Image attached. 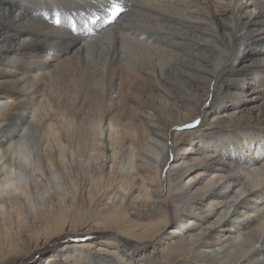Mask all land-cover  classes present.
I'll use <instances>...</instances> for the list:
<instances>
[{"label": "bare ground", "instance_id": "bare-ground-1", "mask_svg": "<svg viewBox=\"0 0 264 264\" xmlns=\"http://www.w3.org/2000/svg\"><path fill=\"white\" fill-rule=\"evenodd\" d=\"M112 2L0 0V264L63 234L33 264H264V177L232 150L246 130L264 148V0H115L118 15ZM104 122L135 136L103 140ZM200 131L214 157L167 176ZM195 168L218 181L189 191ZM220 209L238 218L217 222Z\"/></svg>", "mask_w": 264, "mask_h": 264}, {"label": "rangeland", "instance_id": "rangeland-1", "mask_svg": "<svg viewBox=\"0 0 264 264\" xmlns=\"http://www.w3.org/2000/svg\"><path fill=\"white\" fill-rule=\"evenodd\" d=\"M89 11H85L84 14H89ZM261 92V91H260ZM249 98H255V96H257V94H249L247 95ZM259 103L258 99H255L254 101H252V105L248 106H256V104ZM6 107L8 104H5ZM4 110V109H3ZM211 122V120L209 121ZM101 126V127H99ZM101 129V130H100ZM94 131L96 132H100L101 133V137L102 139H107L109 140V142L115 141L118 142L123 138H129L132 136L134 137L135 134L131 131H127L126 129L120 128V127H110L108 122H104L101 125L96 126V128L94 127ZM211 131H200V132H196L194 135L195 138V142H193L192 140H189L188 142H186L184 145H182L180 147V156L177 158V160H170V162L168 163L167 167H166V175L169 176V174H173L174 171H178L180 169H184V168H188L190 167V165H194L196 163H200L204 160V158H206V156L208 158H206L207 160H210L214 157V150H215V145H213V143H206V138L204 137V135H207L208 133H210ZM132 133V134H131ZM245 141L241 144V145H237V148L232 149L230 148H225V149H232L234 151L235 154H240L243 156V158L245 159H249L251 161L249 162H245L244 164L246 165L247 168L252 169L253 175L255 176V180L256 182L259 181V179H262L264 177V148L262 147L263 143L259 142L260 140H258L257 138H255L256 140H253L254 136L251 135L253 132L250 130H246L245 132ZM2 135H0L1 137ZM258 143V144H256ZM261 144V145H260ZM251 145V146H250ZM260 145V146H259ZM250 146L249 150L244 147H248ZM259 146V147H258ZM262 147V148H261ZM217 148L219 149H224L223 145H219L217 146ZM252 148V150H251ZM261 148V149H260ZM242 149H244L245 151L243 152ZM147 152L148 154H150L151 156H155L156 158L160 157V152L157 151L156 149H153L151 146L147 148ZM257 150V151H256ZM263 152V153H262ZM199 153V154H198ZM201 153V154H200ZM254 154V155H253ZM263 154V155H262ZM188 156H193L195 158V161L192 162H188L186 157ZM252 156L256 157V159L252 160ZM258 158V159H257ZM230 163V162H228ZM251 163V164H250ZM138 166L140 165L141 168H143V163H138ZM253 165V166H252ZM134 166V161L133 160H126L125 162L120 164L119 169H121L123 174H128L129 171L131 172ZM233 166V167H232ZM249 166V167H248ZM231 169H234V165H230ZM197 168H195L191 174H187L184 176L182 184L186 186V189H188L189 191H193V193L196 191V189L198 188V184L200 186V183L204 182L206 183L207 181H210L212 183H216L218 181V174L213 170H210L208 172H203L200 173V170H197ZM195 172V173H194ZM198 173H200L198 175ZM8 177L12 180L14 179V174L9 173ZM223 186L225 187L226 185L224 184V181H221L219 186ZM191 188V189H190ZM201 191V189L199 190ZM224 192H234L237 195H240L241 199H246V198H250L248 197V192L247 191H239L237 188L233 187L230 185V187H226L223 189ZM196 193V192H195ZM126 200H128L129 197V193L126 192ZM113 198V197H112ZM252 203H258L259 205H262V201L261 199H259L258 197H253L250 198ZM119 197L116 196L114 198V202L113 205L116 204V202H118ZM113 201V200H111ZM109 201V202H111ZM124 201V200H123ZM138 201L137 196H133L130 198V203L131 204H136V202ZM207 203V202H206ZM215 203H211L209 206H206V209H213ZM232 211L233 209H231L230 211L228 210H224V209H220L218 212L215 213L214 215V219L217 222H224V220L227 219H231L234 220L235 218H238L236 215L232 216ZM240 214V213H239ZM189 220H187V223H185V227L189 226ZM192 223V222H191ZM196 223V222H195ZM194 224V223H193ZM190 226H192L190 224ZM175 228L174 225H170L167 229V232L165 233L166 235H168L170 233V230ZM81 235L78 236V238L80 239V241L82 242H88V241H94V240H100V239H104L107 238L108 236V232L107 231H98V232H93L90 234H83L81 237ZM73 238V235H69V234H63L60 237L56 238L54 241H52L46 249L38 252L36 255H34V257L25 260L23 263H19V264H33L36 261H39L45 254H48L62 246H65L67 243H69ZM90 238H95L93 240H91ZM220 240V239H219ZM218 241L219 245L216 244L215 249H217V252L220 253L222 251H225L224 249H226V247H222L223 245H221V241ZM235 243V246H238L239 251H241V253L247 252L245 251V249H243L242 247H240V238L236 237L235 239L233 238V242ZM224 248V249H223ZM230 251H233V249H230Z\"/></svg>", "mask_w": 264, "mask_h": 264}, {"label": "snow or ice", "instance_id": "snow-or-ice-1", "mask_svg": "<svg viewBox=\"0 0 264 264\" xmlns=\"http://www.w3.org/2000/svg\"><path fill=\"white\" fill-rule=\"evenodd\" d=\"M112 8H113V15H118L119 13L123 12L124 9L115 2V0H113L112 2ZM57 23H59V20H57ZM196 123H199V121H197Z\"/></svg>", "mask_w": 264, "mask_h": 264}]
</instances>
